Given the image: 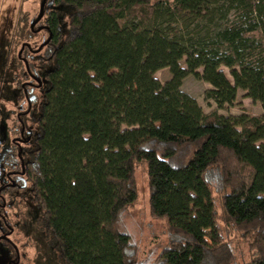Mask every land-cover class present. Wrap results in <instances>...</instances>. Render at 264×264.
<instances>
[{
	"label": "trees",
	"instance_id": "obj_1",
	"mask_svg": "<svg viewBox=\"0 0 264 264\" xmlns=\"http://www.w3.org/2000/svg\"><path fill=\"white\" fill-rule=\"evenodd\" d=\"M49 1L73 12L65 22L45 8L53 40L24 54L42 84L33 93L22 88L28 72L16 55L12 77L30 112L8 124L9 137L25 125L31 138L26 178L59 264H264V0ZM23 4L16 52L37 19ZM190 75L213 87L218 110L242 91L263 115L205 113L182 91ZM18 153L3 149L4 167L20 169ZM139 167L151 216L169 236L152 263L139 261L124 229Z\"/></svg>",
	"mask_w": 264,
	"mask_h": 264
},
{
	"label": "rangeland",
	"instance_id": "obj_2",
	"mask_svg": "<svg viewBox=\"0 0 264 264\" xmlns=\"http://www.w3.org/2000/svg\"><path fill=\"white\" fill-rule=\"evenodd\" d=\"M41 1L28 0L23 4V0H0V141L5 143L11 130L9 121L26 109V106L23 107L19 100L20 89L15 85L12 77L16 74L14 77L16 79L18 74L14 68L15 57L16 55L19 57V50L22 47L18 48V52L13 48L14 31L18 25L22 4L30 18H34L39 15ZM48 10L56 11L60 19L66 17L65 22L73 12L71 7L55 5L52 1L48 3ZM44 34L40 36L39 40L36 39L37 43L35 40L33 41L36 48L45 39ZM199 71L202 73V70ZM224 71L232 81L229 70L224 69ZM156 78L162 84L166 83L170 78L169 69L157 72ZM210 90H213L211 85L193 75L188 76L182 85V91L195 99L205 113L217 110L224 116H238L244 113L250 116L263 115L261 105L246 98L242 91L238 93L237 100L233 105L218 110L215 102L208 97ZM4 144L0 146L1 150ZM8 176L7 167H3L0 172V190L3 185L8 183ZM136 181L139 199L126 212L124 229L130 233L137 246L139 261L152 263L169 243L167 224L165 221L156 220L151 216L150 192L145 167H139L137 170ZM29 185L27 182L24 189L7 193L6 202L0 198V207H3L0 213V264H11L15 261L17 264L19 260L21 261L19 264H59L55 248L48 245L45 235L39 229L38 220L41 211L29 191ZM7 224L11 227V231L8 230ZM6 235L10 237V241L5 240ZM229 239L237 250L239 249L242 255L241 260L248 261L251 256L248 246L245 243L239 244L237 235H232Z\"/></svg>",
	"mask_w": 264,
	"mask_h": 264
},
{
	"label": "flooded vegetation",
	"instance_id": "obj_3",
	"mask_svg": "<svg viewBox=\"0 0 264 264\" xmlns=\"http://www.w3.org/2000/svg\"><path fill=\"white\" fill-rule=\"evenodd\" d=\"M43 1L41 2V6L43 4ZM48 0L46 1V4L44 6V11L45 8H48ZM41 10V9H40ZM48 13V12H47ZM40 14V12H39ZM39 15H37V19H35L32 24H31V31L34 34V37L25 42L21 49L19 50V59L22 60V62L25 63L26 68H27V72L28 74L25 75L26 79L24 81H22V88L24 89L26 94L29 93H33L35 91V89L37 88H41L42 86H40V81H39V77L36 76L34 73L31 72L30 70V66H29V59H27V57H24L25 51L28 50L30 55L29 57H33L39 53H41V51L43 50V48L45 46H47L50 42H52L53 40V32H52V28L49 24V13L47 15H44L43 13V17L41 18V20L39 22H37L35 24V22L38 20ZM35 24V25H34ZM45 33V39L44 41L41 42V44L39 45L38 48H36L35 42L37 43L36 39L39 40L40 36ZM35 40V42H33ZM34 43V44H33ZM28 102V99H26ZM32 106V105H31ZM30 112V109L28 111H21L20 113L17 114L18 119L21 118V116L27 114ZM11 130L9 135L11 134ZM26 133V127L25 125H22V131L20 134V137H7L6 138V143L4 144V141H0V146H2V144H4L2 150L0 149V152L3 151V149L9 150V148L11 147V145L16 146L18 148V156L19 159L21 160L20 165L17 164L16 167H20V169H15V170H8V183H6L5 185L2 186L1 190H0V198L2 200H4V202H6V197H7V193L5 194V191H7L8 189H13L15 191L20 190L21 188H25L27 185V178H26V164L25 161L22 157V153L24 151L23 149V145H27L29 143V141L31 140L30 137H26L25 136ZM1 148V147H0ZM2 158L0 157V172L2 170V168L4 167L3 163H2ZM24 185V186H23ZM5 207H7V205H5ZM2 208L0 207V213L2 212ZM7 228L9 231H11V227L7 224ZM5 240L6 241H10V237L8 235L5 236ZM16 262V261H15ZM15 262L11 263V264H16ZM21 261L19 260V262L17 264H19Z\"/></svg>",
	"mask_w": 264,
	"mask_h": 264
},
{
	"label": "water",
	"instance_id": "obj_4",
	"mask_svg": "<svg viewBox=\"0 0 264 264\" xmlns=\"http://www.w3.org/2000/svg\"><path fill=\"white\" fill-rule=\"evenodd\" d=\"M46 1L47 0H44L43 1V4H42V6H41V10H40V14H39V18H38V20L35 22V24L37 23V22H39L40 20H41V18L43 17V13H44V6H45V4H46ZM34 24V25H35ZM40 86H42V84H40Z\"/></svg>",
	"mask_w": 264,
	"mask_h": 264
}]
</instances>
